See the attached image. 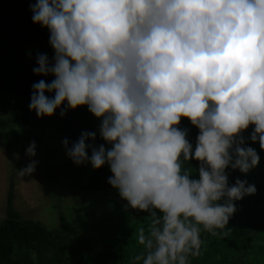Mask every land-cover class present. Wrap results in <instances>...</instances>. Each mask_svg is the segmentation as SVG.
<instances>
[{
	"label": "clouds",
	"instance_id": "9594fccd",
	"mask_svg": "<svg viewBox=\"0 0 264 264\" xmlns=\"http://www.w3.org/2000/svg\"><path fill=\"white\" fill-rule=\"evenodd\" d=\"M29 8L54 53L36 56L33 73L53 79L32 85L29 110L51 117L64 105V117L86 106L105 143H88L97 133L84 131L63 146L76 166L108 165L125 211L147 214L134 264H190L205 246L202 231L226 234L217 230L236 202L257 192L247 180L230 184L226 170L259 165L247 140L264 150V0H36ZM182 118L199 130L195 146Z\"/></svg>",
	"mask_w": 264,
	"mask_h": 264
},
{
	"label": "trees",
	"instance_id": "16d2710c",
	"mask_svg": "<svg viewBox=\"0 0 264 264\" xmlns=\"http://www.w3.org/2000/svg\"><path fill=\"white\" fill-rule=\"evenodd\" d=\"M35 2L7 0L0 10V129L11 139L28 137L53 116L56 127L64 132L71 146L82 132L96 130L100 120L86 106L69 110L64 117L60 116L64 105L51 117L38 118L29 110L32 85L42 79L49 83L53 79L33 73L38 53L47 54L50 60L54 55L48 30L32 22L29 5ZM13 123L23 130L13 135L8 131ZM179 127L188 129L187 138L195 146L199 130L186 118L181 119ZM253 127L243 133L246 138ZM245 146L256 149L259 165L247 174L226 170L230 173L229 183L247 180L256 186L257 192L236 202L237 211L227 228L217 230L226 234L214 236L202 231L205 246L199 257L189 258L190 264H264V150L258 142L253 144L250 140ZM190 166L195 175L199 162L192 160ZM185 167H189L187 162ZM111 175L108 165L93 169L88 190L113 188L107 182ZM126 203L121 200L114 204L107 234L95 239L96 248L89 252L83 240L71 233L24 218L13 206L10 192L6 216L0 223V264H134V257L145 251L138 243V233L142 228L149 232L150 224L146 213L125 211Z\"/></svg>",
	"mask_w": 264,
	"mask_h": 264
},
{
	"label": "rangeland",
	"instance_id": "374dc122",
	"mask_svg": "<svg viewBox=\"0 0 264 264\" xmlns=\"http://www.w3.org/2000/svg\"><path fill=\"white\" fill-rule=\"evenodd\" d=\"M6 1L0 0V10ZM98 128L92 131L97 139L90 141L97 147L105 143ZM22 130L13 123L8 131L14 135ZM6 134L0 129V223L6 216L11 192L13 206L24 218L39 221L49 229L65 230L82 239L89 252L94 250L95 239L109 230L114 204L122 200L118 190H88L93 168L90 164L76 166L67 157L63 146L67 137L56 127L53 116L28 137L11 139ZM32 142L36 144L34 157L26 154ZM33 160L37 162L35 171L21 179L17 171Z\"/></svg>",
	"mask_w": 264,
	"mask_h": 264
}]
</instances>
